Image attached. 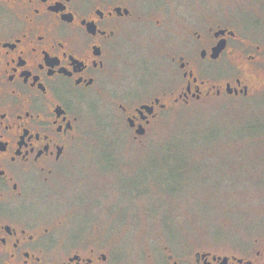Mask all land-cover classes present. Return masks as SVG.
<instances>
[{
  "label": "flooded vegetation",
  "instance_id": "af4514ba",
  "mask_svg": "<svg viewBox=\"0 0 264 264\" xmlns=\"http://www.w3.org/2000/svg\"><path fill=\"white\" fill-rule=\"evenodd\" d=\"M180 6L175 19L165 0H0V264H131L104 227L71 226L65 219L53 229L30 211L29 195L34 179L54 175L70 159L77 107L86 93L106 92L118 81L117 49L133 29L143 32L144 22L159 40L156 55L166 71L175 66L183 76L174 105L264 97V0H183ZM208 66L222 73L201 78L198 71ZM164 89L116 97L137 138L147 136L158 111L168 108L164 100L173 94ZM123 103L134 104V112ZM143 106L155 108L151 116L144 113L146 120L138 113ZM239 249L203 250L191 262L167 259L264 264L262 237L242 240Z\"/></svg>",
  "mask_w": 264,
  "mask_h": 264
},
{
  "label": "rangeland",
  "instance_id": "374dc122",
  "mask_svg": "<svg viewBox=\"0 0 264 264\" xmlns=\"http://www.w3.org/2000/svg\"><path fill=\"white\" fill-rule=\"evenodd\" d=\"M165 2L176 19L183 0ZM151 9L150 1L143 6L146 13ZM143 24V32L134 27L117 49L119 79L112 89L86 93L77 107L70 159L54 175L31 182L30 211L53 229L65 219L71 226L104 227L131 264H168L169 256L191 262L203 250L239 251L242 240L264 239V97L174 105L183 76L175 66L166 71L156 55L159 40L150 23ZM221 73L213 66L198 71L209 79ZM165 87L173 94L164 100L168 108L158 111L147 136L137 138L116 97ZM123 104L134 112V104ZM185 128L202 130L199 145L174 152L178 161L157 152Z\"/></svg>",
  "mask_w": 264,
  "mask_h": 264
},
{
  "label": "trees",
  "instance_id": "16d2710c",
  "mask_svg": "<svg viewBox=\"0 0 264 264\" xmlns=\"http://www.w3.org/2000/svg\"><path fill=\"white\" fill-rule=\"evenodd\" d=\"M180 132V131H179ZM182 136H177V135H172V137L167 141H165L163 144L159 145L160 147L158 148V153L159 154H164V156L173 158L174 161H178L179 158H174L173 153L182 150L186 148L188 145H193L197 146L199 145L200 138H204L202 130H198L197 128H190V129H183L181 131ZM176 134V133H175ZM200 136V138H199ZM185 138H189L190 142L187 144ZM163 148V149H162ZM162 149V151H161Z\"/></svg>",
  "mask_w": 264,
  "mask_h": 264
},
{
  "label": "water",
  "instance_id": "95a60500",
  "mask_svg": "<svg viewBox=\"0 0 264 264\" xmlns=\"http://www.w3.org/2000/svg\"><path fill=\"white\" fill-rule=\"evenodd\" d=\"M154 106H143L138 110V113L142 116L144 120L147 119V117L144 116V113H147L148 116H151L154 114ZM146 130L143 127H140V129L137 131V135L143 136L145 135Z\"/></svg>",
  "mask_w": 264,
  "mask_h": 264
}]
</instances>
